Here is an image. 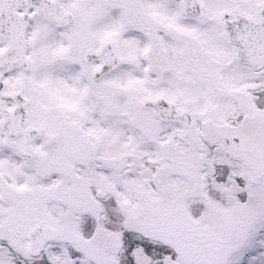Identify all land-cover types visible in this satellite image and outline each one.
Returning <instances> with one entry per match:
<instances>
[{"label": "snow or ice", "instance_id": "obj_1", "mask_svg": "<svg viewBox=\"0 0 264 264\" xmlns=\"http://www.w3.org/2000/svg\"><path fill=\"white\" fill-rule=\"evenodd\" d=\"M0 264H264V0H0Z\"/></svg>", "mask_w": 264, "mask_h": 264}]
</instances>
